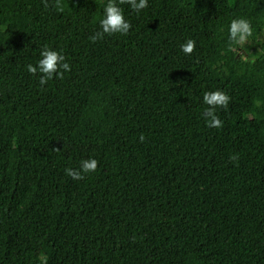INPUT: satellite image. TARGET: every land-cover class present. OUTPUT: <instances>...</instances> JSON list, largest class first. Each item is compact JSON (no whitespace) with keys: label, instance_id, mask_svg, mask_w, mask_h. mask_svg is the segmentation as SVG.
Wrapping results in <instances>:
<instances>
[{"label":"trees","instance_id":"trees-1","mask_svg":"<svg viewBox=\"0 0 264 264\" xmlns=\"http://www.w3.org/2000/svg\"><path fill=\"white\" fill-rule=\"evenodd\" d=\"M105 2L0 0V264H264V0L120 3L93 41ZM44 46L70 70L40 85Z\"/></svg>","mask_w":264,"mask_h":264},{"label":"clouds","instance_id":"clouds-1","mask_svg":"<svg viewBox=\"0 0 264 264\" xmlns=\"http://www.w3.org/2000/svg\"><path fill=\"white\" fill-rule=\"evenodd\" d=\"M120 3H127L129 7L139 13L142 9H145L148 4V0H106L103 4L102 14L98 21L99 30L95 32L90 39L95 41L97 38H101L103 35H112L115 33L126 34L129 31L130 24L125 19L124 14L119 7ZM46 8L48 4L44 5ZM57 7H61L58 3ZM252 35V29L249 22L243 18H233L228 24V40L232 45H242ZM195 42L192 39H187L184 43H181L180 50L184 54H191ZM27 72L37 75L39 73V84L44 85L47 81L55 78H61L63 74L70 70V65L66 61L62 52L44 46L39 52V58L35 64L29 63L26 65ZM229 96L220 91H205L202 94V102L208 107L205 108L203 115L206 118V125L208 127H221V120L215 114L217 106H227ZM142 139V137H141ZM235 159L236 157H231ZM97 168V161L94 158L89 157L83 159L80 162L79 170L73 168H65L66 175L73 180H79L83 178L84 174L94 172Z\"/></svg>","mask_w":264,"mask_h":264}]
</instances>
